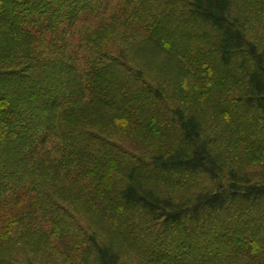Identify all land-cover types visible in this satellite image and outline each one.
Listing matches in <instances>:
<instances>
[{
  "label": "trees",
  "instance_id": "16d2710c",
  "mask_svg": "<svg viewBox=\"0 0 264 264\" xmlns=\"http://www.w3.org/2000/svg\"><path fill=\"white\" fill-rule=\"evenodd\" d=\"M0 264H264V0H0Z\"/></svg>",
  "mask_w": 264,
  "mask_h": 264
}]
</instances>
